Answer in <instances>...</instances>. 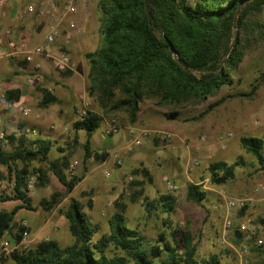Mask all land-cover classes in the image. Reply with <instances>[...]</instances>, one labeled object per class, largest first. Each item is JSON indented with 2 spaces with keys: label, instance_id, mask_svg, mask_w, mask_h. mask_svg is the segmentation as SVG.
<instances>
[{
  "label": "trees",
  "instance_id": "1",
  "mask_svg": "<svg viewBox=\"0 0 264 264\" xmlns=\"http://www.w3.org/2000/svg\"><path fill=\"white\" fill-rule=\"evenodd\" d=\"M97 6L104 16L102 42L96 51L85 54L89 62L88 92L104 111L124 110L130 120L135 121L140 104L146 99H157L161 104L185 105L204 101L221 88L232 85L231 72L237 69L256 39L252 17L254 11L262 10L264 0H98ZM72 74V71L63 73L64 76ZM258 88L259 84H255L249 92L222 97L202 111L199 118L228 98L253 96ZM21 94L19 89H8L3 99L8 103L19 102ZM58 102L56 95L43 90L41 106ZM176 115L166 116L174 119ZM102 120L101 115L88 110L83 118L73 122L75 131L86 133L85 162L91 158L104 160L107 156L91 146ZM22 128L23 124L19 129ZM240 143L256 157L259 170L264 171V139L243 135ZM6 146L10 149H5ZM52 150V140L39 137L30 140L25 133L8 135L6 145H0V181L13 184L10 194L0 195V202H22L11 210L0 209V241L7 233L13 242L22 239L26 227L15 225L16 215L22 208L36 209L28 188V180L33 175L38 174L37 188L45 186L49 172L66 187L65 193L54 191L50 197L42 199L40 206L47 211L53 210L60 203L62 194L72 193L84 179L85 175L68 176L70 153L51 159ZM61 150L66 152V149ZM243 163L240 156L233 163L225 160L210 163L211 182L221 185L234 179L237 167ZM141 194V190L136 191L133 200ZM206 196L207 191L202 190L200 184L188 185L189 200L202 204ZM86 206L94 207L93 198L88 199ZM116 206L118 210L109 220L110 232L95 239L99 226L84 210L85 205L71 196L69 205L62 212L74 242L62 246L56 239H44L32 247L11 253L14 264H157L158 259L160 264H222L219 255L198 257L191 229L171 226L169 232L159 234L157 245L147 250L139 229L126 223L127 205L116 202ZM176 207L177 198L171 193L161 194L158 199L146 203L148 212L161 208L167 213L163 220L166 227L171 223L170 216ZM260 222L264 223V219ZM5 259L1 257L0 264H5Z\"/></svg>",
  "mask_w": 264,
  "mask_h": 264
},
{
  "label": "rangeland",
  "instance_id": "2",
  "mask_svg": "<svg viewBox=\"0 0 264 264\" xmlns=\"http://www.w3.org/2000/svg\"><path fill=\"white\" fill-rule=\"evenodd\" d=\"M26 1L25 7L29 4L40 5L51 0ZM97 3L96 0H88L87 9L84 11H89L91 8L92 10L96 9L101 37L104 16L98 9ZM254 12L251 26L256 39L250 44L237 69L231 72L234 79L233 84L221 88L204 101L173 105L161 104L157 99H146L140 104L137 119L132 121L124 110L104 111L97 99L90 96L88 92L89 80L87 76L74 85L75 93L70 94V99L61 100L46 109L50 114H55L57 118L50 125V131L47 128L32 125L25 120L14 119L13 127H20L23 124L24 128L20 129L18 133L8 130V135L22 134V131L27 127L36 129L39 136L25 134L27 138L34 140L39 137L52 140L51 159H55L63 153H70V165L76 163V168L74 175L70 174L68 168L66 171L68 176L85 175L74 191L68 195L64 194L66 187L52 172H49L44 187L36 188L35 193L29 191V196L36 209H20L16 215L15 224L23 225L24 221L27 222L28 247L49 238L56 239L62 246L74 242L69 231L68 220L62 212L69 205V198L72 196L85 205L84 210L94 224L99 226V232L95 239L110 232L109 220L112 214L118 210L116 202H124L127 205L126 223L130 227L139 229L144 236L147 250L157 245L159 234L163 231L169 232V227L172 226L193 231L200 258L219 255L222 264H264V247L257 249L254 244L243 239L241 232L240 235L235 232L224 236L226 219H231L235 226L240 222H246L263 227L262 230H258V234L264 232V223L260 222L261 218L264 219V206L256 192L257 188L264 186V171L259 170L256 157L247 152L240 143V137L243 135H253L264 139V6L262 10ZM29 20H33L31 15ZM41 24L43 25V23ZM34 25H36L35 21ZM37 30L40 32V28ZM39 43L33 46L29 43V45L34 47ZM55 45H59L57 49L59 52L70 53L62 42H57ZM96 46L97 44H95ZM8 60H13L9 64L13 69L9 81L20 83L24 88L27 85L37 92V88L28 83L30 71L24 69L28 63L21 57L8 58ZM74 69L71 71L73 72ZM55 70L62 75L65 73L59 72L56 68ZM44 77L47 83H53L55 86L62 84L64 87L67 84L64 79L57 78L54 74L50 76L44 72ZM255 84H259V88L253 96L228 98L205 117L199 118L200 113L212 103L228 94L249 92ZM44 89L46 88L44 87ZM29 100L31 101L29 104L15 102L16 105L21 104L31 109L29 115H24L18 106L14 107L25 118L44 108L41 106L40 96L38 98L30 96ZM85 101L89 103L88 110L94 111L103 118L101 127L97 130L98 135L91 146L100 154L107 153L104 160L91 158L85 162L83 144L86 141V133L73 129V122L79 119V113L83 109ZM172 113H177L176 118L170 119L166 116ZM2 114L4 115L3 112H0L1 118ZM114 116L118 117L120 131L115 135H108L105 131L106 122ZM125 125L128 126V131L130 127H135L149 130L152 135L145 140L142 147L125 155L123 164L118 165L113 156L126 141L128 132L125 140H117L110 144H104V140L110 141L113 140V137L119 136ZM159 131L167 133V138L160 139L157 136ZM224 133H232V136L226 141L225 148L219 140V137ZM73 134L75 135L73 140H64L61 137ZM203 137L205 140H202ZM5 149H10V147L6 146ZM61 149H66V152H62ZM239 156L243 158L244 163L237 167L235 178L225 184H213L210 180L209 164L218 160L233 163ZM42 166L47 167L48 164ZM190 183L200 184L202 190L207 191V196L202 204L187 198V189ZM170 185L173 186V189L169 188ZM12 189V183L5 180L0 181V195L10 194ZM139 190L142 191V194L136 197L137 200H133V195ZM54 191L64 192L60 203L51 211L42 209L40 206L42 199L50 197ZM164 193H171L177 198L176 211L170 216L171 223L167 227L163 224L167 213H164L161 208L152 212H148L146 209L147 201L158 199ZM239 197L254 198L255 204L244 209L228 210L226 199ZM90 198L94 200L92 209L86 206ZM21 203V201L0 202V209L11 210L15 205ZM5 237L10 239L11 236L7 233ZM245 244L248 245L249 250L241 254ZM156 262L160 264V259ZM5 264H14L10 255L6 257Z\"/></svg>",
  "mask_w": 264,
  "mask_h": 264
},
{
  "label": "built area",
  "instance_id": "3",
  "mask_svg": "<svg viewBox=\"0 0 264 264\" xmlns=\"http://www.w3.org/2000/svg\"><path fill=\"white\" fill-rule=\"evenodd\" d=\"M88 0H51L47 3H42L40 5L29 4L27 5L19 14L18 19L23 21L26 17L33 15L40 19V22L46 26V32L44 39L41 43L34 47H30L28 38L24 34H20L18 37L15 35L14 29L7 28L2 33H0V60L8 58H22L28 64L31 65V71L28 76V83L31 86H43L46 90L53 94L55 92V85L53 83H47L46 78L43 75V66L41 61L37 60L35 56L37 55H48L50 53L51 47L57 42H62L64 45L71 42L74 37L75 32H81V28L78 26L76 16L80 11L87 9ZM10 6L9 0H0V25L3 20L8 16V8ZM55 62V68L59 72H68L75 68V63L67 51H60L57 56H53ZM8 103V102H7ZM89 103L85 101L83 109L80 110L79 118H83L88 109ZM8 108L18 106L24 115H29L31 109L24 107L21 104L16 105V103H8ZM2 118L0 117V145H6V139L8 132L2 125ZM105 131L108 135H115L120 131V123L118 117H111L106 122ZM23 133L29 135H38L36 129L27 127L22 131ZM152 135V132L145 129H138L135 127H130L128 131V136L126 141L117 149L113 158L118 165L123 164V159L125 155L131 153L136 148L142 147L145 140ZM157 136L160 139H166L167 133L157 132ZM232 133H224L219 137L223 148L226 147V141ZM205 140V137L202 138ZM76 168V163H71L69 171L71 175H74ZM38 181V174L33 175L28 180V188L31 193L36 192ZM169 188L173 189L170 185ZM259 195V200L264 206V186L256 189ZM255 204V199L251 197H239V198H227L226 206L228 210L234 208L244 209L248 206H253ZM23 226L26 227L25 231L22 233V239L19 242H13L6 237L0 241V259L1 257H7L14 251L22 250L28 247L27 241L29 239L28 224L24 221ZM263 227L255 226L251 223L240 222L236 226L231 219H226L224 236L237 231L241 232L243 239L248 243L254 242L257 246L264 247V232L258 234V230H262ZM249 250L247 244L244 245L242 253H246Z\"/></svg>",
  "mask_w": 264,
  "mask_h": 264
},
{
  "label": "crops",
  "instance_id": "4",
  "mask_svg": "<svg viewBox=\"0 0 264 264\" xmlns=\"http://www.w3.org/2000/svg\"><path fill=\"white\" fill-rule=\"evenodd\" d=\"M10 6L8 8L9 14L8 16L3 20V23L0 27V33H2L7 28L14 29L15 35L18 37L20 34L26 35L28 38V41L31 46H33L36 43L42 42L44 39L46 26L41 24L40 19L37 16H33V20H29L30 16L26 17L25 20L20 21L18 19V14L20 11L25 7L26 0H9ZM92 1V0H91ZM98 2V0H96ZM98 13L96 9L92 10V8L89 11H80V13L76 16V20L78 23V26L81 28V32H75L73 40H71L70 43L66 44L67 49L70 51V54L72 56V59L75 63V69L73 71V74L71 76H64L60 73H58L55 70V62L53 60L54 55H58V46L59 45H53L51 47L50 53L48 55H37L35 58L39 61H41L43 66V75L44 72L46 74H49L52 76L54 74L57 78H62L67 83L66 85H57L55 86V95L58 97L59 102L61 100L70 99L71 93H75L74 85L78 83V81L82 78H85L88 76L89 73V62L87 58L85 57V54L87 52H94L97 50L101 45L102 40V34L101 37L99 35V29L100 25L97 22ZM34 21L36 22V25H34ZM42 26V28H41ZM40 28V32H38L37 29ZM95 44L97 46L95 47ZM51 57H50V56ZM13 60L8 59H1L0 60V112H3V122L2 125L6 129V131L11 130L13 133H18L20 131L18 126L13 127V121L14 119H22L26 122H30L32 125L47 128L49 131L51 130L50 125L56 121V115L50 114L46 109H48L49 106L44 107L36 114L31 115L30 117H22L19 110L16 108H8V103L3 99V95L6 90L8 89H19L21 91V99L20 102H23L25 104H29L31 101L29 100V97L32 96L33 98H43V89L44 87H36L37 92H34L31 87H22V84L20 83H14L9 81L10 73L13 70L10 67V63H12ZM24 69H27L31 71V66L29 64H26L24 66ZM30 73V72H29ZM51 106V105H50ZM128 132V126L125 125L123 128V131L120 133L119 136L113 137V140L110 141L104 140V144H110L112 142H115L117 140H125ZM98 133L96 132L92 137V142H94L96 136ZM39 136V134L37 135ZM64 140H73L75 139V135H62L61 136ZM79 158V157H77ZM82 158V157H81ZM23 209V208H22ZM11 239V237H10ZM13 241V240H11Z\"/></svg>",
  "mask_w": 264,
  "mask_h": 264
}]
</instances>
